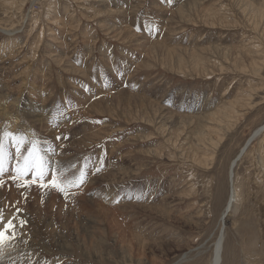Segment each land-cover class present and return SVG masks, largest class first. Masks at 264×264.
<instances>
[{
	"label": "rangeland",
	"instance_id": "1",
	"mask_svg": "<svg viewBox=\"0 0 264 264\" xmlns=\"http://www.w3.org/2000/svg\"><path fill=\"white\" fill-rule=\"evenodd\" d=\"M43 1L48 7L45 11L40 7ZM247 5L264 14V0H0V47L8 45L0 49L1 95L9 92L7 99L13 101L32 96L34 104L48 112L52 107L53 120L62 114L65 121H59L54 130L57 133L63 124H70L56 134L66 143L62 149L69 154L63 155L64 161H50L43 149L48 142H55L54 137L44 138L46 134L39 128L33 127L31 139L27 132L21 136L37 141L50 168L64 163L61 169L68 176L86 172L84 167L94 166L95 173L100 169L98 174L108 171L95 185L88 183L98 174L73 189L75 193L81 191L85 201L73 196L66 201L54 191L61 197V205L68 206L66 210L63 206L65 213L73 211L74 219L70 213L65 221L54 210L47 213L45 200L41 203L39 199L37 206L27 196L26 201L22 197L23 203H11L22 209L20 216L27 221L18 229L15 247L6 251L12 264H209L213 244L222 230V264H264V131L247 144L252 132L264 125V17L254 22ZM67 6L72 10L67 11ZM180 6L181 17H172L169 13ZM105 9L113 14L94 17ZM41 12L45 20L39 23ZM55 18L58 24L52 23ZM100 23H119V28L125 26L131 34L171 50L187 49L193 57L202 58L203 65L197 66L190 54L184 56L179 51L170 58L163 54L149 58L133 43L107 36ZM54 38L60 45L55 46ZM50 47L54 51L47 57ZM117 73L123 74L120 76L125 81L131 77L137 85L149 86L153 93L150 100L161 102L160 106L176 114V121L188 116L181 126L191 140L200 136L196 132L198 125L204 124L202 117L219 110L222 118L212 147L199 155L183 150L187 140L167 141L160 126L165 120L154 121L145 103L129 111L119 104L101 102L99 87L109 85ZM231 101L237 114L224 118L230 112L224 107ZM23 106L16 108L18 113ZM179 107L187 110L181 112ZM145 113L149 121H143ZM180 114L184 116L180 118ZM166 123L168 134L173 127ZM4 133L0 131L3 143L7 141ZM88 134L93 135L91 139ZM81 135L89 139L79 143ZM109 142L115 144L111 147ZM244 144L249 147L234 168L235 200L222 225L231 192L229 165ZM29 147L30 143L24 145L23 155ZM99 155L104 161L95 160ZM17 162L14 157L6 165L13 170ZM54 169L57 167L49 173ZM109 193L115 198L111 203L106 198ZM6 197L0 193V207L8 205ZM92 197L114 210V225V214L100 212L90 201ZM164 197H168L166 205ZM119 204L125 208L116 211ZM146 204L154 211L146 209ZM32 206L41 208V217L34 214ZM7 210L12 214L15 208H6L5 215ZM120 229L132 234L127 237Z\"/></svg>",
	"mask_w": 264,
	"mask_h": 264
},
{
	"label": "bare ground",
	"instance_id": "2",
	"mask_svg": "<svg viewBox=\"0 0 264 264\" xmlns=\"http://www.w3.org/2000/svg\"><path fill=\"white\" fill-rule=\"evenodd\" d=\"M42 1V0H41ZM76 1V0H75ZM82 1V0H81ZM86 1V0H85ZM88 1V0H87ZM89 1H92V0H89ZM94 1V0H93ZM38 3H40V2H38ZM42 3V2H41ZM79 3V2H78ZM193 3V2H192ZM195 4V3H194ZM193 5V4H192ZM46 6H47V3H46V1H43V3L41 4V10L42 11H45V9H47L46 8ZM198 6V5H197ZM105 7V6H104ZM181 8H182V6H180L178 9H176V10H173V11H171L169 14H171V16L172 17H174V16H180L181 17V15L183 14V12H181ZM192 9L194 8V7H191ZM247 8H249L250 10H252L253 11V18L252 19H254V22L256 21L255 20V18L257 19V18H259V20H261L263 17H264V14L261 12V10H254V8L252 7V6H250V5H247ZM67 11H68V9L70 10L71 9V7H69L68 8V6H67V8H65ZM72 10V9H71ZM87 10V9H86ZM191 10V9H190ZM48 10H46V12H47ZM183 11V10H182ZM249 11V10H248ZM40 12V11H39ZM66 12V11H65ZM182 13V14H181ZM56 14V13H55ZM112 15L113 13H112V11H109V10H107V9H105L104 11H102V12H97L96 14H95V16L94 17H96L97 18V16L98 17H101V18H103L104 16H106V15ZM206 14L207 15H209L208 14V12H206ZM247 14V13H246ZM252 14V13H251ZM45 14H43L42 12H41V14H40V18L38 19L37 18V22L39 21V23L42 21V20H45L44 18L45 17H43ZM73 15V14H72ZM204 15H205V13H204ZM206 15V16H207ZM212 14H210V16H211ZM56 16V15H55ZM209 16V17H210ZM212 16H214V15H212ZM73 17V16H72ZM100 18V19H101ZM213 18V17H212ZM47 19V18H46ZM72 18H70V20H71ZM171 19V18H170ZM207 20V19H206ZM49 21V20H48ZM48 21H46V22H48ZM213 21V20H212ZM103 22V21H102ZM209 22H210V20H209ZM253 22V23H254ZM42 23V22H41ZM52 23H55V24H58L59 23V21L55 18V19H53V22ZM51 24V23H50ZM115 25L114 26H110V25H106L105 23H100L99 25H100V28L102 29V31L103 32H105V34L107 35V36H110L111 38H114L115 40H117V41H123V42H130L131 44L133 43L134 44V46H135V49L140 53V52H143V54L145 53V55L147 56V57H149V58H153V57H158V56H160L159 54H163L164 56H166V58L167 57H172V56H174V54L177 52V51H179L180 53L179 54H185V55H189L190 54V57L192 56L191 55V53H189V51L187 50V49H183V48H180V49H178V50H176V49H173V50H171V49H169L168 47H166V46H164L162 43H160V42H152V41H149L148 39H146V38H144V37H141V36H137V35H134V34H131L130 33V31H129V29L127 28V27H125V26H123V27H118L117 25H119V23H114ZM36 27H38V26H35V28ZM40 27V26H39ZM41 29H42V27H41ZM48 29V28H47ZM46 30V29H45ZM4 32H5V35L6 36H11V34H9L8 33V31H5L4 30ZM48 32V31H47ZM53 32V31H52ZM43 33V32H42ZM58 33V32H57ZM40 34V33H39ZM47 35H49V34H47ZM55 35V34H54ZM51 36V35H50ZM39 37H41V36H39ZM46 37V36H45ZM10 38V37H9ZM43 38V37H42ZM55 38H58V37H55ZM55 38H54V42H55ZM53 39V38H52ZM13 40V39H12ZM57 40V42H55V46H58V45H60V41H59V39H56ZM8 41H10V40H8ZM8 41H6V43L8 42ZM60 43H59V42ZM151 42V43H150ZM5 43V42H4ZM15 43V42H14ZM14 43H12V44H14ZM3 44V43H2ZM39 45H40V43H38ZM4 45H6V44H4ZM10 45V44H9ZM38 45V46H39ZM62 45V44H61ZM11 46V45H10ZM37 46V47H38ZM7 48L8 47V45H6V46H1L0 47V49L1 48ZM59 47H61V46H59ZM166 48H168V49H166ZM50 51L47 53V57H49V56H52V53H53V51L54 50H52V47H50V48H48ZM215 50V49H214ZM1 52V51H0ZM215 53H216V51H215ZM3 54V53H2ZM238 54V53H237ZM184 55V56H185ZM239 55V54H238ZM251 56H253L252 54H251ZM254 57V56H253ZM163 58V57H162ZM181 58V57H180ZM192 58V60H193V62L197 65V66H200L201 64H202V62H203V60H202V58H199V56L198 57H191ZM1 59V58H0ZM43 59V58H42ZM163 60V59H162ZM169 59H167V61H168ZM174 60H175V58H174ZM171 61V60H170ZM179 61V60H178ZM177 61V62H178ZM172 62V61H171ZM183 62V61H182ZM164 63H165V61H164ZM169 63V62H168ZM168 63L166 64V65H168ZM184 63H182V65H183ZM144 65V63H142V65L140 64V66H143ZM177 65H179V62H178V64ZM176 65V66H177ZM195 65V66H196ZM203 65V64H202ZM184 67V66H183ZM246 67V66H245ZM182 68V67H181ZM180 68V71L182 70ZM179 69V68H178ZM28 70V69H27ZM200 70V69H199ZM2 71V70H1ZM196 71H198V70H196ZM27 72V71H26ZM120 74L121 73H117L115 76H114V78L108 83L109 85H102L101 84V86L99 87V89H98V91H97V94L99 95H102L101 96V102L102 101H104L105 103H115V104H119V106L121 105L125 110H126V108H128L129 109V111H130V109H136L137 107H138V105H139V103H145V104H147L148 105V109H149V111H151L152 112V118H153V120L154 121H157V119H160V120H162L163 119V121L164 122H162V124L160 125L161 126V134L164 136L165 134H166V136H165V139L167 140V141H171V140H174V142H176L177 140L179 141H181V142H183L182 140H187V143H186V145H188L187 147H184V151L186 152V151H188V149L189 150H192L194 153H199V155H200V153H201V155L204 153V152H206V149L208 148V146H211L215 141H216V139H217V137H218V133H219V125L217 124V123H219V122H221V115L220 114H218V112H219V110L218 111H216V112H213V113H209L208 115H204L203 117H202V119L200 120L202 123H204L203 125L201 124V125H198V131L196 132V134H198V135H200L197 139L195 138V136L194 137H192V140H191V138H189L190 136L189 135H187V134H184L183 132H182V130H183V128L185 127H183V126H181V125H183V122H185V119L186 118H188V116H185V117H183L182 119H181V121L179 120V121H176L175 120V115L176 114H174V113H171L169 110H167V109H165V108H163L162 106H160V104H161V102H160V104H159V101L158 102H156V104L155 103H153L151 100H150V96H153L152 94V91L150 90V88H149V86H147L146 84H142V83H140L139 85H137L136 83H134V82H132V80H131V77H128V79H126V81H125V79H122L121 78V76H120ZM121 75H123V74H121ZM31 76V75H30ZM127 77V76H126ZM138 77V76H137ZM101 78H103L102 76H101ZM140 79V78H139ZM103 80V82H104V79H102ZM133 80H134V78H133ZM36 81V80H35ZM11 81H9L8 83H10ZM33 82V81H32ZM102 82V81H101ZM100 82V83H101ZM8 83H7V85H8ZM5 84V83H4ZM80 85V84H79ZM136 85V86H135ZM34 86V84H32V87ZM28 87V86H27ZM73 88V87H72ZM1 89H3V86H2V84L0 83V91H1ZM8 89V88H7ZM76 89H77V87H76ZM4 91V90H3ZM75 91H77V90H75ZM81 93V92H80ZM139 93L140 94H143V95H139ZM2 93L0 92V131L1 130H3V131H5V133H11L12 135H14V136H17V137H19V136H21L22 134L23 135H25V132H27V133H29L30 135H29V139H31V135H32V130H33V127H36V128H39V130L40 131H42L43 133H45L46 134V137H44V138H47V139H51L52 137H54V141L55 142H48V147H47V149H49V148H53V149H57V148H55V146H54V144L58 147V149L56 150V152H51V151H46V149H43V151L48 155H50V161H60L61 162V160H63V159H65L64 157H63V155H67V154H69V153H67L66 152V150H63L62 148L64 147L65 148V144L66 143H64V141L63 140H58V139H56L55 138V136L57 137V133H60L63 129H65V128H67V127H69V125H67V124H63L64 123V121H65V118H63V115L61 114V116H60V119L59 120H57V119H55V120H53V110H51V108H50V111L48 112L46 109H43V107L44 106H39V104H34V100H33V98H31V97H24L23 96V98L21 99V98H17L16 99V101H13V99L11 100L10 99V97L7 99V96H9L10 95V93L8 92L7 94H5L4 96H2L1 95ZM86 94V93H85ZM28 95H29V93H28ZM86 97H84L83 98V100L85 99ZM86 99H91V98H86ZM153 100V99H152ZM237 101V100H236ZM12 102L14 103L13 105V107L11 108V104H12ZM42 102H44V101H42ZM166 103H171L170 101L169 102H166ZM236 103V102H235ZM21 104H24V106H23V110H21V112L20 113H18V110L16 109L19 105H21ZM43 104V103H42ZM91 104V103H90ZM114 104V105H115ZM138 104V105H137ZM144 104V105H145ZM89 105V104H88ZM93 105H94V103H93ZM97 105H98V103H97ZM232 105H234L235 106V104H234V102L233 101H231V102H228V106L226 105V107H224V109H225V111H227V109L228 110H230V112H226V114L224 115V118H227V117H232V116H235V114H237V112L234 110L233 111V109H234V106L231 108L230 106ZM91 107H92V104L90 105ZM242 106V105H241ZM10 107V108H9ZM15 108V109H14ZM99 109L98 108V106H94V109ZM179 108H181V107H179ZM14 109V110H13ZM20 109V108H19ZM178 109V108H177ZM12 110V111H11ZM67 110V109H66ZM187 109L185 108V107H182L181 108V112H183V111H186ZM239 111V110H238ZM244 111V110H243ZM127 112V111H126ZM125 112V113H126ZM135 112V111H134ZM143 110H142V114H143ZM223 112V111H222ZM127 114V113H126ZM53 115V116H52ZM87 115V114H86ZM136 115V114H135ZM147 115V113H145V115H142V118H144V120L143 121H149V120H146V116ZM131 116V115H130ZM180 116V118L182 117V116H184V114H180L179 115ZM131 117H133V116H131ZM138 117V116H137ZM191 117V116H190ZM29 119L28 120V123H24V122H22V119L23 120H25V119ZM54 118H57V117H54ZM235 119H237V118H235ZM141 120V119H140ZM223 120V119H222ZM238 120V119H237ZM59 121H63V125H62V129H61V131L60 130H58V132L56 133V131L54 130V129H56V125L59 123ZM189 121V120H188ZM26 122V121H25ZM161 122V121H160ZM165 122H167L171 127H176L177 126V128L176 129H173L172 128V130L170 131V132H168V134L166 133V128H164L165 127ZM231 122H233L232 120H231ZM236 122V121H235ZM156 123V122H155ZM166 123V124H167ZM234 123V122H233ZM4 124V125H3ZM73 124V123H72ZM230 124V123H229ZM236 124V123H235ZM89 126V125H88ZM228 126V125H227ZM231 126V125H230ZM36 128H34V129H36ZM221 128V127H220ZM79 129H83V127L81 126V128H79ZM159 129V128H158ZM228 129V128H227ZM228 130H230V128L228 129ZM60 131V132H59ZM227 131V130H226ZM225 131V132H226ZM264 131V125H262V126H260L259 128H257L255 131H253L252 132V134L250 135V138H249V140H248V142H247V144H251L253 141H254V139L258 136V135H260L262 132ZM4 133V134H5ZM34 133V132H33ZM38 134H39V132H37ZM78 133V132H77ZM183 133V134H182ZM187 133V132H186ZM224 133V132H223ZM41 134V133H40ZM39 134V135H40ZM74 134V133H73ZM82 136V135H81ZM90 139L92 138V136L93 135H87ZM87 136H85L84 137V135L82 136V138L81 139H79V143H85V141L87 140V139H89V138H87ZM100 135H98V137H99ZM182 136H184V138H180V137H182ZM34 137V136H33ZM59 137V136H58ZM64 138V137H63ZM100 138V137H99ZM146 138H148V137H146ZM28 139V138H27ZM65 139V138H64ZM1 140V139H0ZM48 140V141H49ZM194 140H196L194 143H193V141ZM76 141V140H75ZM220 142V141H219ZM218 142V143H219ZM87 143V142H86ZM109 143H111V142H109ZM217 143V144H218ZM4 144V146H5V151H6V153L9 155V157H10V159L8 158L7 160L8 161H10L11 160V158H13L14 159V157H15V159H17V156H16V149H15V147H14V145H13V143H12V141L10 140V139H8L7 138V141L6 142H4L3 143ZM69 144V143H68ZM112 145H111V147L113 146V144H115V143H111ZM70 145V144H69ZM216 146V145H215ZM212 147V146H211ZM249 146L247 145H243V147L241 148V151L235 156V158L231 161V163H230V165H229V169H228V185H230L229 187L231 188V192L229 193V198H228V201H227V204H226V207H225V210H224V212L222 213V216H221V223H222V225H224L223 223H224V220H225V217L227 216V215H230V214H228V213H230V211H231V209H232V205H233V203H234V200H235V191H234V168H235V166H236V164H237V161L238 160H240L241 159V157L245 154V152H246V150H247V148H248ZM59 148H60V150H59ZM68 148V147H67ZM210 148V147H209ZM112 150V149H111ZM114 150V149H113ZM111 151L110 153L111 154H113V152L114 151ZM154 150V149H153ZM184 152V153H185ZM59 153V154H58ZM183 153V152H182ZM43 154V153H42ZM53 154H54V156H53ZM58 154V155H57ZM46 155V156H47ZM186 155V154H185ZM165 156V155H164ZM182 156V155H181ZM67 157V156H66ZM71 157V156H70ZM190 157V156H189ZM102 158H103V156H101V155H99V156H96L95 157V160L97 161L98 160V162H101V161H104V159L102 160ZM192 158V157H191ZM190 158V159H191ZM198 158V157H197ZM239 158V159H238ZM122 159V158H121ZM101 160V161H100ZM207 160V159H206ZM64 161V160H63ZM92 161V160H91ZM58 163V162H57ZM67 163V162H66ZM93 163H95V161L93 162ZM103 164V163H102ZM55 165H56V163H55ZM54 164H52V168H50L49 167V169L51 170V169H53V168H55V167H57V169H61V167H63L64 166V163L63 164H61L62 166H55ZM86 165H89V166H91V164L90 163H87ZM97 165V164H96ZM104 165V164H103ZM54 166V167H53ZM116 168H118V165H114ZM234 166V167H233ZM103 167V166H102ZM105 167V166H104ZM233 167V168H232ZM65 168H66V166H65ZM98 168V167H97ZM96 168V169H97ZM6 169H7V171H5V173H6V176L4 177V175H3V180L6 182L5 183V186L3 187V188H0V193L1 194H4L5 196H7L6 197V200L8 201V204L10 203H16L17 201H19V203L20 202H22V196H21V192H23L24 190L23 189H17L16 188V186H15V184L12 182V180H11V176H10V171H12V173H14L13 172V170H12V168H10L9 167V165L7 164L6 165ZM84 169L86 170V174H87V178L90 176H95V174H98V172L96 171V173H95V167L93 166V167H91V168H87V167H84ZM120 169V168H119ZM232 169V170H231ZM65 170V169H64ZM108 172V171H107ZM107 172H104V173H100V174H98V175H96L94 178H89L90 180H89V183L88 184H90V185H95V183L96 182H98V181H100V180H102V178L104 177V175H106L107 174ZM7 175H8V177H7ZM10 176V177H9ZM29 176L31 177V173H29ZM70 176V175H69ZM112 177V176H111ZM0 178H2V177H0ZM113 181H115V179H113ZM88 186V185H87ZM86 186V187H87ZM85 188V187H84ZM75 190L77 189V188H74ZM74 190V191H75ZM84 190V189H83ZM73 191V189H72V192H74ZM86 191V190H85ZM113 190H111V189H109V192H112ZM75 193V192H74ZM124 193V192H123ZM124 195V194H123ZM27 196H28V198L30 199V198H32L33 199V203L35 204V205H37L36 203L38 202H40V200H41V191L40 190H38L37 189V187L35 186V185H33L32 186V188H31V190L27 193ZM96 196H99V198H100V196L101 195H96ZM129 196V195H128ZM136 196H138V195H136ZM58 197H59V195H58ZM57 197V195H56V192H54V191H50V192H48L45 196H44V199L43 200H45L46 201V205L48 206V207H45L44 209H46L47 210V213H50L51 211H53L54 210V212H56V215L58 216V218L60 219V220H62L66 215H67V213L69 214L70 213V211L69 212H67V213H65V211H64V207H65V210H66V207H68V206H65V204L62 206L61 204H63L62 203V200H60V198H58ZM73 197H75L78 201L81 199L82 201H85L86 200V198H85V196H83V194H82V192L81 191H78V192H76L75 193V195L73 196ZM130 197V196H129ZM133 197H135V196H133ZM132 197V198H133ZM94 197H92V200H90L92 203H94L95 204V206L96 207H98V209H100L101 211L100 212H103V214L105 213V214H107V215H110V213H112V214H114V216L112 217V219H111V221H112V223H113V225H114V223H115V212H114V210L112 211V210H110L111 208H109L108 209V207L107 208H105V206L102 204V203H99L97 200H95V199H93ZM97 198V197H96ZM106 198H107V200H108V198H109V200H108V202L109 203H111L115 198H114V195L113 194H107V196H106ZM106 198L104 199V200H106ZM166 198H168V197H164V201H163V203L166 205V203H167V201H168V199H166ZM40 199V200H39ZM89 199V198H88ZM87 199V200H88ZM129 199V198H128ZM99 200V199H98ZM132 200V199H131ZM6 201V202H7ZM99 201H102V200H99ZM103 202V201H102ZM23 203V202H22ZM21 203V204H22ZM172 202H168V204L170 205ZM129 205V204H132V203H124V205ZM149 204V203H148ZM34 205V206H35ZM45 205V206H46ZM147 205V204H146ZM146 205H144L145 207H146ZM34 206H32V207H34ZM37 206H39V205H37ZM37 206H35V207H37ZM21 207V206H20ZM35 207H34V209H35ZM40 208V207H39ZM70 208V207H69ZM77 208H80V207H77ZM123 208H125V206H123V204H119V205H117L116 207H115V209H116V211L117 210H119V211H121V210H123ZM153 209L154 207L153 206H148L147 205V207H146V209ZM44 209H42V210H44ZM68 209V208H67ZM71 209V208H70ZM73 209H74V207H73ZM36 210V209H35ZM40 210H41V208H40ZM40 210H36V212L34 213V214H36L38 217H41V211ZM77 210V209H76ZM88 210V209H87ZM124 210H126V209H124ZM128 210V209H127ZM143 210H145V209H143ZM150 210H148V211H150ZM166 210V209H165ZM33 211V210H32ZM80 211V210H79ZM153 211H154V209H153ZM156 211H158L157 209H156ZM160 211V210H159ZM45 212V211H44ZM74 212H76L75 210H74ZM147 212V211H146ZM150 212H152V210L150 211ZM71 213H73V211L71 212ZM71 213L69 214V216H71V219H72V216L73 215H71ZM121 213V212H120ZM166 213V212H165ZM164 213V214H165ZM53 214V213H52ZM74 214V213H73ZM102 214V213H101ZM111 214V215H112ZM10 215H12V214H10V211H8L7 210V213H6V218H8V216H10ZM43 215V214H42ZM75 215V214H74ZM78 215V214H77ZM106 216V215H105ZM36 217V216H35ZM81 217V216H80ZM126 217V216H125ZM117 218V217H116ZM66 219V218H65ZM65 219H63L62 221H65ZM73 219H74V216H73ZM129 219V218H128ZM170 219H172V218H170ZM40 220V219H39ZM42 220V219H41ZM192 220H193V218H192ZM43 221V220H42ZM72 221V220H71ZM175 221H176V219H175ZM117 222V221H116ZM190 222L192 223V221L190 220ZM111 223V222H110ZM73 224V223H72ZM118 224V222L116 223V225ZM121 224H122V222H121ZM120 226V225H119ZM118 226V227H119ZM194 226V225H193ZM115 227V226H114ZM122 227H124V226H122ZM121 230V229H120ZM119 230V231H120ZM117 232H118V230H117ZM124 233V234H126V232H127V237H129V234H132V232H128V231H123V230H121V232L120 233ZM120 233H117V234H119L120 235ZM134 234V233H133ZM53 235V234H52ZM118 235V236H119ZM122 236H124L123 234H122ZM134 237V235H130V237ZM126 237V236H125ZM127 237H126V240H127ZM123 238V237H122ZM124 240V239H123ZM125 240V241H126ZM140 240V239H139ZM223 240H224V233H223V231H222V234H221V232L219 233V236L217 237V239L215 240V243L213 244V251H212V256H211V260H210V263L209 264H222V254H223ZM52 241V240H51ZM148 244V243H147ZM146 246V245H145ZM189 247V246H188ZM138 254V253H137ZM13 263V259H12V257H10L9 256V254H5V256H4V259L3 260H0V264H12ZM141 263V262H140Z\"/></svg>",
	"mask_w": 264,
	"mask_h": 264
},
{
	"label": "snow or ice",
	"instance_id": "3",
	"mask_svg": "<svg viewBox=\"0 0 264 264\" xmlns=\"http://www.w3.org/2000/svg\"><path fill=\"white\" fill-rule=\"evenodd\" d=\"M170 3L171 0H166ZM139 31V29H137ZM6 138L10 139L16 149L17 164L15 165L11 175V180L17 189H23L21 196L27 200V193L35 185L41 191V203H43L44 196L50 191L60 193L67 201L74 196L72 192L74 188H81L87 178L84 170H80L78 174L68 176L63 169H54L49 173L48 162L45 157L41 155V150L36 140L28 141L24 136H14L11 133L4 134ZM57 139H60L57 137ZM26 143H30L27 149V155L22 154V148ZM46 151L55 152V149L49 148ZM8 154L5 151L3 142H0V177L5 174L6 162ZM100 169H97V172ZM31 173V178L26 179ZM5 181L0 179V188L5 186ZM19 204V201L16 202ZM8 207L15 208V211L7 219L5 218V210ZM22 209L16 205L8 204L0 207V260L4 259L7 250L15 247V242L19 240L18 229L23 228L27 223L21 218L20 213Z\"/></svg>",
	"mask_w": 264,
	"mask_h": 264
},
{
	"label": "water",
	"instance_id": "4",
	"mask_svg": "<svg viewBox=\"0 0 264 264\" xmlns=\"http://www.w3.org/2000/svg\"><path fill=\"white\" fill-rule=\"evenodd\" d=\"M238 159H239V158H238ZM233 167H234V166H233ZM233 167H232V168H233ZM231 170H232V169H231ZM223 224H224V223H223ZM222 231H223V230H222ZM222 231H221V234H222Z\"/></svg>",
	"mask_w": 264,
	"mask_h": 264
}]
</instances>
